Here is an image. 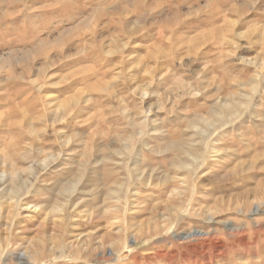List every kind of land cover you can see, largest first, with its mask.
<instances>
[{
  "label": "rangeland",
  "instance_id": "obj_1",
  "mask_svg": "<svg viewBox=\"0 0 264 264\" xmlns=\"http://www.w3.org/2000/svg\"><path fill=\"white\" fill-rule=\"evenodd\" d=\"M0 116L2 264H264V0H0Z\"/></svg>",
  "mask_w": 264,
  "mask_h": 264
},
{
  "label": "bare ground",
  "instance_id": "obj_2",
  "mask_svg": "<svg viewBox=\"0 0 264 264\" xmlns=\"http://www.w3.org/2000/svg\"><path fill=\"white\" fill-rule=\"evenodd\" d=\"M147 1V0H146ZM250 2V1H249ZM252 2V1H251ZM245 3V2H244ZM232 5V4H231ZM230 5V6H231ZM232 7V6H231ZM230 9V8H229ZM235 9H236V7H235ZM108 18V17H107ZM106 18V19H107ZM111 18V17H110ZM119 18V17H118ZM124 19V18H123ZM91 20H92V18H91ZM105 21V20H104ZM118 21V20H117ZM121 21V20H120ZM84 22V21H83ZM101 22V21H100ZM118 23H120L119 21H118ZM84 23H82V25H83ZM97 24V23H96ZM95 24V25H96ZM123 24V23H122ZM87 25H89V23L87 24ZM86 25V26H87ZM99 25V24H98ZM103 25V24H102ZM132 25V24H131ZM180 25V24H179ZM124 26V25H123ZM101 27V26H100ZM99 27V28H100ZM94 28H95V26H94ZM131 28V27H130ZM71 35V34H70ZM95 35V34H94ZM67 36V35H66ZM101 36V35H100ZM61 37V36H60ZM62 38H64V37H62ZM72 38V37H71ZM70 37H69V39L70 40H72ZM96 38H97V36H96ZM99 38V37H98ZM97 38V39H98ZM168 38V37H167ZM58 39V38H57ZM68 39V38H67ZM68 39V40H69ZM93 39V38H92ZM95 39V38H94ZM100 39H102V37L100 38ZM146 39V38H145ZM170 39V38H169ZM80 41V40H79ZM116 41V40H115ZM231 41V40H230ZM72 42V41H71ZM71 42H69V43H71ZM74 42V41H73ZM97 42V41H96ZM103 42V41H102ZM232 42V41H231ZM80 43H82V42H80ZM79 43V44H80ZM104 43V42H103ZM47 44H48V42H47ZM66 44V43H65ZM72 44V43H71ZM102 44V43H101ZM52 45V44H51ZM50 45V46H51ZM54 45V44H53ZM68 45V44H67ZM84 45V44H83ZM104 45V44H103ZM126 45V44H125ZM62 46V45H61ZM66 46V45H65ZM80 46V45H79ZM170 46V45H169ZM52 47H54V46H52ZM72 47V46H71ZM70 47V48H71ZM89 47V46H88ZM93 47H95V45L93 46ZM177 47V46H176ZM183 47V46H182ZM58 48V47H57ZM62 48H63V46H62ZM61 48V50H64V49H62ZM90 48V47H89ZM92 48V47H91ZM110 48V47H109ZM117 48V47H116ZM172 48V47H171ZM82 49V48H81ZM127 49V48H126ZM126 49H124V50H126ZM84 50V49H83ZM93 50V49H92ZM91 50V51H92ZM97 50V49H96ZM103 50V49H102ZM113 50H115V49H113ZM82 51V50H81ZM58 52H60V51H58ZM84 52V51H83ZM87 52V51H86ZM171 52V51H170ZM174 52V51H173ZM177 52V51H176ZM79 53V52H78ZM77 53V54H78ZM100 53V52H99ZM105 53V52H104ZM70 54V53H69ZM83 54V53H82ZM88 54V53H87ZM90 54V53H89ZM67 55H68V53H67ZM93 55V54H92ZM124 55V54H123ZM152 55H154V54H152ZM155 55H157V54H155ZM81 56V55H80ZM82 56H84V55H82ZM85 56H86V54H85ZM119 56H120V54H119ZM161 56V55H160ZM173 56V55H172ZM50 57V56H49ZM65 57V56H64ZM75 57V56H74ZM98 57V56H97ZM111 57V56H110ZM175 57V56H174ZM53 58V57H52ZM76 59H78L77 57H75ZM92 58V57H91ZM122 58V57H121ZM48 59V58H47ZM51 59V58H50ZM64 59V58H63ZM95 59H97L96 57H95ZM108 59V58H107ZM129 59V58H128ZM127 59V60H128ZM142 59V58H141ZM67 60V59H66ZM70 60H72L71 59V57H70ZM74 60V59H73ZM98 60H99V58H98ZM51 61H52V59H51ZM63 61V60H62ZM105 61V60H104ZM107 61V60H106ZM140 61V60H139ZM145 61V60H144ZM153 61V60H152ZM54 63V62H53ZM56 64V63H55ZM99 64V63H98ZM111 64V63H110ZM57 65V64H56ZM60 65V64H59ZM131 65V64H130ZM139 65V64H138ZM67 66V65H66ZM98 66V65H97ZM106 66V65H105ZM108 66V65H107ZM118 66H120L119 64H118ZM49 67H50V65H49ZM54 67V66H53ZM131 67V66H130ZM128 68L129 70L131 69V68ZM135 67V66H134ZM139 67V66H138ZM154 69V68H153ZM51 70V69H50ZM155 70V69H154ZM159 70V69H158ZM100 71V70H99ZM153 71V70H152ZM104 72V71H103ZM149 71H147V73H148ZM85 73V72H84ZM105 73V72H104ZM118 73V72H117ZM162 73V72H161ZM76 74V73H75ZM100 74V73H99ZM123 74V73H122ZM146 74V73H145ZM124 75H125V72H124ZM123 75V76H124ZM153 75V74H152ZM57 76V75H56ZM84 76V75H83ZM146 76V75H145ZM65 77V76H64ZM80 77V76H79ZM156 77V76H155ZM15 78V77H14ZM19 78V77H18ZM63 78V77H62ZM104 78V77H103ZM116 78V77H115ZM113 79H114V77H113ZM122 79H124V78H122ZM256 79V78H255ZM70 80V79H69ZM83 80V79H82ZM63 81V80H62ZM154 81V80H153ZM33 82H35V81H33ZM52 82V81H51ZM67 82V81H66ZM109 82H110V80H109ZM256 82V81H255ZM58 83V82H57ZM59 83H61V82H59ZM127 83V82H126ZM139 83H140V81H139ZM54 84V83H53ZM52 84V85H53ZM105 84V83H104ZM51 86V85H50ZM63 86V85H62ZM75 86V85H74ZM83 86V85H82ZM42 87V86H41ZM48 87V86H47ZM87 87V86H86ZM40 88V87H39ZM98 88V87H97ZM92 89V88H91ZM91 89H89V90H91ZM114 89H115V87H114ZM142 89V88H141ZM256 89V87L254 88V90ZM36 90H38V89H36ZM40 90V89H39ZM75 90V89H74ZM100 90V89H99ZM138 90V89H137ZM83 91V90H82ZM142 91V90H141ZM84 92H85V90H84ZM81 93H83V92H81ZM114 94V93H113ZM39 95H40V93H39ZM38 95V96H39ZM54 95V94H53ZM80 95V94H79ZM88 95V94H87ZM86 95V96H87ZM116 95V94H115ZM118 95V94H117ZM143 95H147V92L145 91L144 93H143ZM68 97V96H67ZM77 97V96H76ZM75 97V98H76ZM149 97V96H148ZM54 98V97H53ZM78 98V97H77ZM46 99H48V98H46ZM71 100V99H70ZM77 100V99H76ZM41 101V100H40ZM56 102V101H55ZM86 102V101H85ZM59 103V102H58ZM72 103H73V101H72ZM77 103H79L78 101H77ZM76 103V104H77ZM124 103V102H123ZM52 104V103H51ZM68 104V103H67ZM2 105V104H1ZM48 106V105H47ZM60 107H62V105L60 106ZM54 108V107H53ZM110 108V107H109ZM122 109V108H121ZM45 110V109H44ZM61 110V109H60ZM8 111V110H7ZM30 111V110H29ZM54 111H56V110H54ZM63 111V110H62ZM46 112H48V111H46ZM53 112V111H52ZM125 112V111H124ZM35 113V112H34ZM146 113V112H145ZM54 114V113H53ZM132 114V113H131ZM46 115V114H45ZM98 115V114H97ZM103 115V114H102ZM3 116V115H2ZM5 116V115H4ZM96 116V115H95ZM1 117V116H0ZM62 117V116H61ZM89 117V116H88ZM144 117H145V115H144ZM147 117V116H146ZM52 118V117H51ZM51 118H50V120H51ZM64 118V117H63ZM40 119H41V117H40ZM36 120V119H35ZM45 120V119H44ZM27 121V120H26ZM61 121H62V119H61ZM83 121V120H82ZM28 122V121H27ZM38 122H40V121H38ZM97 122V121H96ZM29 123V122H28ZM43 123V122H42ZM62 123V122H61ZM101 123V122H100ZM132 123V122H131ZM135 123V122H134ZM21 124V123H20ZM19 124V125H20ZM44 124V123H43ZM82 124V123H81ZM210 124V123H209ZM103 125V124H102ZM21 126V125H20ZM26 126V125H25ZM210 126V125H209ZM27 127V126H26ZM32 127V126H31ZM30 127V128H31ZM36 127V126H35ZM64 128V127H63ZM72 128V127H71ZM17 129V128H16ZM25 129V128H24ZM67 129H69V128H67ZM208 130H209V128H207ZM27 130V129H26ZM40 130V129H39ZM42 130H44V129H42ZM65 130V129H64ZM29 131V130H28ZM36 131H37V129H36ZM67 131V130H66ZM152 131V130H151ZM150 131V132H151ZM30 132V131H29ZM32 132V131H31ZM38 132V131H37ZM41 132V131H40ZM47 132V131H46ZM58 132H60V130L58 131ZM33 133V132H32ZM132 133V132H131ZM160 135V134H159ZM32 136V135H31ZM34 136V135H33ZM144 136V135H143ZM35 137H36V135H35ZM34 138V137H33ZM126 138V137H125ZM143 138V137H142ZM187 140V139H186ZM68 141V143H70V140H67ZM84 141V140H83ZM141 141V140H140ZM79 142V141H78ZM142 142V141H141ZM141 142H139V143H141ZM144 142V141H143ZM170 142H171V140H170ZM67 143V142H66ZM138 145V144H137ZM126 146V145H125ZM124 148H126V147H124ZM135 148V147H134ZM213 152V151H212ZM90 153V152H89ZM20 154V153H19ZM18 154V155H19ZM205 155V154H204ZM20 156V155H19ZM124 157V156H123ZM6 160V159H5ZM4 160V161H5ZM47 160L49 161V162H47L46 164H44V165H42L43 167H48V166H50L51 165V163H53L56 159H54L53 158V156H51L49 159L47 158ZM46 160V161H47ZM51 161V162H50ZM57 161V160H56ZM80 162V161H79ZM2 163V162H1ZM57 164V163H56ZM70 166V165H69ZM8 167V166H7ZM9 167H10V165H9ZM55 167V166H54ZM59 167V166H58ZM203 167V166H202ZM191 168V167H190ZM7 169V168H6ZM51 169V168H50ZM2 171V170H1ZM0 171V184L1 183H5V182H7L8 180H9V178L11 177V179H14V177L15 178H17L16 176H15V173L16 172H12V173H10V175L11 176H9V174H8V172L6 171V170H3L2 172ZM17 171V170H16ZM23 173V172H22ZM19 175V174H18ZM39 177V176H38ZM30 180V179H29ZM32 181V180H31ZM38 181V180H37ZM9 182V181H8ZM35 184V183H34ZM33 184V185H34ZM10 186V185H9ZM5 190V189H4ZM27 190V189H26ZM2 192V191H1ZM5 193V192H4ZM12 193H14V194H16L17 193V191H13ZM27 195H28V193H26ZM2 196V195H1ZM19 198V197H18ZM22 198V197H21ZM25 198V197H24ZM4 199V198H3ZM22 200V199H21ZM26 200V199H25ZM2 202V201H1ZM0 202V203H1ZM18 202H19V200H18ZM20 203V202H19ZM4 204V203H3ZM12 205V204H11ZM19 206V205H18ZM3 208V207H2ZM23 208V207H22ZM28 208V207H27ZM20 210L21 209H19L18 207L17 208H14V212L16 213L15 215H18L19 213H20ZM25 210V209H24ZM26 211V210H25ZM42 212V211H41ZM259 212V210L258 209H256L255 211H254V213L255 214H257ZM9 216V215H8ZM4 218V217H3ZM15 218H17V216L15 217ZM6 220V219H5ZM7 226V228L5 227V229H7L6 231H5V233L6 234H9L11 231H12V227L14 226V222H10V223H5ZM196 234H199V235H203L204 233L201 231V232H198V233H196ZM113 256V255H112ZM29 257L28 256H26V258H25V260L26 259H28ZM14 259H16V258H14V256H13V253L11 252V251H9L8 249L6 250V252L3 254V255H1V257H0V264H2V263H4V262H6V261H13ZM17 259H18V257H17ZM30 260V259H29ZM106 262H108V258L105 260ZM30 264H35L34 262H31Z\"/></svg>",
  "mask_w": 264,
  "mask_h": 264
}]
</instances>
